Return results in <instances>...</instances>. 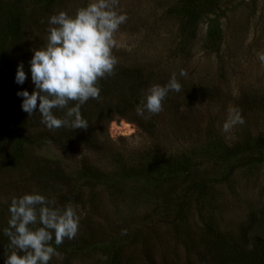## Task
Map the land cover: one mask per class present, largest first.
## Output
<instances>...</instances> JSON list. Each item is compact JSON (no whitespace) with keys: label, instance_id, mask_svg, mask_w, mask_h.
I'll use <instances>...</instances> for the list:
<instances>
[{"label":"rangeland","instance_id":"1","mask_svg":"<svg viewBox=\"0 0 264 264\" xmlns=\"http://www.w3.org/2000/svg\"><path fill=\"white\" fill-rule=\"evenodd\" d=\"M175 1L119 0L128 19L116 36L120 46L113 49L119 59L115 71L137 67L153 74L152 85H162L173 72L184 69L187 76H178L183 90L177 94L180 100H198L187 111L164 104L160 114H145V123L155 119L154 134L113 113L107 126H98V137L105 144L103 153L97 154L84 148L78 134L69 150L52 142L36 146L37 133L26 127L25 135L31 133L33 144L24 151L22 162L11 165L7 155L13 147L14 121L0 104V230L7 226L14 196L37 191L54 199L58 207L78 206V233L58 247L59 255L49 264H110L111 256L116 264H234L224 253H237L241 247L250 260L264 264V160L254 158L257 151L264 155V67L256 55L264 50V0L220 1L214 8L225 11L218 53L206 47L214 43L206 36L213 16L206 15L193 34ZM88 2L0 0V29L11 19L2 51L17 65L23 63L29 94L34 89L28 61L32 49L45 43L48 17L60 11L74 15ZM15 71L0 87L13 97ZM127 85L121 83L117 94L113 92V103L128 101L131 94L123 89ZM229 107H238L245 123L226 134L221 126ZM95 113L90 107L81 110L92 124ZM246 138L261 149L223 157ZM174 160L188 173L166 179L161 167ZM140 164L162 172L163 179L156 183L152 173L140 172ZM84 165L115 176L131 172L132 180L125 183L128 192L112 196L101 185L77 179ZM48 170L55 171L58 179H41ZM60 176L69 185H61V191L71 190L63 198L51 196L64 180ZM7 243L0 231V264Z\"/></svg>","mask_w":264,"mask_h":264},{"label":"clouds","instance_id":"2","mask_svg":"<svg viewBox=\"0 0 264 264\" xmlns=\"http://www.w3.org/2000/svg\"><path fill=\"white\" fill-rule=\"evenodd\" d=\"M127 19L119 0H90L74 15L60 11L49 16L45 43L32 49L28 61L34 90L31 94L27 90L16 93L22 98L21 110L28 117L38 113L40 123L50 131L87 129L88 122L80 109L90 99L99 100V81L115 74L119 59L113 49L120 46L116 36ZM256 55L264 67V50ZM178 76L186 77L187 72L180 69L170 75L167 83L147 88L135 108L136 114H160L168 94L182 90ZM25 80L24 65L20 63L14 83L23 85ZM53 110H62L63 116L58 117ZM244 123L241 110L229 107L221 131L230 133ZM8 214L7 226L0 230L8 240L4 264H49L59 255L58 247L74 239L80 228L78 206L67 203L58 207L54 199L37 191L12 197ZM124 234L126 230H122Z\"/></svg>","mask_w":264,"mask_h":264},{"label":"trees","instance_id":"3","mask_svg":"<svg viewBox=\"0 0 264 264\" xmlns=\"http://www.w3.org/2000/svg\"><path fill=\"white\" fill-rule=\"evenodd\" d=\"M220 1L221 0H176L174 4L178 8V11L184 14L183 18L185 20V23H187V25L191 27V29L193 30V34L196 32V28L206 17V15L213 16L211 19H209V28L207 29L206 36L208 38L210 37V41H213L214 43L213 46L208 47L207 45L206 47L209 48L210 51L215 53H218L221 47L220 44L222 37L220 30V19L225 15L224 9L219 11L214 10V8L219 6ZM10 15L11 14H9V16ZM10 21L11 19L8 18L5 27L3 29H0V87L2 86V81L7 80V76L11 75V72L15 71L17 67L16 62L12 57H10V54H5L2 51L3 43L5 42L7 37V27L9 26ZM178 49L180 50V46L177 47V51L179 52ZM152 78V73L148 72L145 74L137 67L115 71V74L112 77L99 81L101 88V98L95 101L90 99L80 109L85 110V108L87 107L94 108L96 110V123L92 124L91 121L86 119L88 122L87 129L71 130L69 128H60L54 130V133L46 129L44 125L40 123V116L38 113L33 115L32 117H28V115L21 110L20 104L22 102V98L17 97V95L13 97L10 94L4 93L2 90H0V104L12 113L15 127L12 132L13 147L9 148L10 154L7 155L9 164L13 165L22 162L25 157L24 151L28 146L33 144L32 138L30 136L31 133L28 135V137L25 135L26 127L29 128V131L35 130V133H37L34 141L36 143V146H41L47 142H52L58 147H62L63 149L67 148L69 150L71 148L70 145L72 144L75 135L78 134L84 148L97 154L103 153L105 144L98 137L101 136L98 126L99 124L107 126L113 113H119L126 120L133 119V122L138 125L140 130L146 132L148 135L154 134L155 125L153 123L155 119L149 120L148 123H145V117L143 118L141 116H138L135 112V108L139 101L142 99L146 89L152 85ZM121 83H123L125 86L129 84V86L127 85L128 88L123 87V89L125 90V92H128L131 95L128 96V101L124 100L123 102L118 99L113 103L112 96L115 95L114 93L117 94V87L120 86ZM22 90H25V85H17L16 91L18 92ZM195 90L196 89H193L192 91ZM203 92L204 91H199L198 94H201L200 98L206 99V96L204 95L205 93ZM196 101L198 100L192 99L190 101H185L182 98L180 100V97L177 93H169L165 99L164 104H166V106H168L169 108H173V110H178L181 106L183 110L187 111ZM53 111L54 114L58 117L63 116L62 110ZM25 116H27V118H25ZM56 133L60 138L57 137ZM254 148L261 149L258 144H254L251 139L246 138L244 139L242 144H238L234 149L226 150L223 153V157H233L240 153H253ZM181 154L184 153L182 152ZM114 157L116 156L113 155L112 158ZM173 158V156H168V159L170 160H173ZM254 158L256 161H262L264 160V155L257 151L256 157ZM162 166L163 167H161V170L163 169L162 172L167 175L165 177L166 179L170 178V175L176 176L180 173H184V175H187L188 173V171H186V167L184 165L178 164V162L175 160L174 162L172 161V163L165 162ZM139 169L141 173H152L154 176H156V183H159L163 179V173L157 172V169H155L154 167H147L140 164ZM48 171L50 172H44L43 175L40 176L41 179H58L59 175H57L55 171ZM60 177H62L64 180L59 179L60 181L58 185H55V188H53V190L51 191V196L52 194H54L57 197L63 198L64 196L69 195L71 193V190L65 191V189H63L61 191V185H69L67 184L66 179L63 176ZM76 177L79 180L103 186L109 192V194L113 196V194L115 193L126 194L128 192L129 189L125 186V183H128L130 180H132L133 175L131 174V172L127 173L126 170H123L120 175L115 176L111 172H101L95 167H88L84 165L77 171ZM75 193L74 195L79 194L77 191H75ZM248 253L249 252L246 250V248L241 247V249L238 250L237 253L226 250L224 254L227 259L234 264H263L261 260L256 258L250 260V258L248 257ZM109 262L110 264H116L117 261L111 256Z\"/></svg>","mask_w":264,"mask_h":264}]
</instances>
